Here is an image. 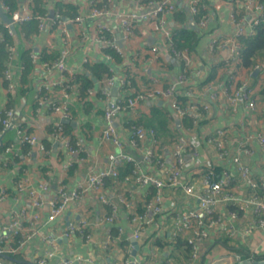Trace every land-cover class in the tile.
Instances as JSON below:
<instances>
[{
  "label": "crops",
  "instance_id": "0c3cea01",
  "mask_svg": "<svg viewBox=\"0 0 264 264\" xmlns=\"http://www.w3.org/2000/svg\"><path fill=\"white\" fill-rule=\"evenodd\" d=\"M91 1L39 0L36 3L35 0H0V14L2 11L5 16L4 19L0 15V116H4L8 108L14 111V126L0 132V247H17V251L4 252L0 258L5 264H36L35 261L41 258L44 259V264H59L62 259L76 257L81 260L75 264H126L128 257L135 256L140 257L143 264H186L190 250L183 242L184 235H172L175 220L173 210L195 206L197 202L186 196L181 189L170 186L164 189V209L155 216L151 224L144 225L139 239L132 236V216L142 210V204L152 189L150 185L139 186L133 182L106 178L102 192L108 202H102L96 194L89 193L82 199L69 202L54 219H48L49 201L57 195L62 185L72 190L88 173L109 168V155L117 151L110 140L101 137L106 125V98L100 93L104 74L95 77L87 66L99 61L107 62L110 68L114 65L113 74L117 77V83L115 81L111 88V96L114 98L147 87L154 77H158L166 87L182 69L181 63L171 52L166 51V44L159 35L152 32L150 25L137 24L133 38L124 39L122 29L113 16L100 19L89 16ZM242 1L204 0L200 12L210 17L206 27H199L197 21L191 18L186 0L176 1L177 10L168 19V23L174 29V34L184 26L192 30L191 46L179 47L190 50L196 59V69L199 70L198 75L193 73L188 78L193 91L191 100L195 99L199 105L210 103V108L205 112L197 106L200 113L196 118H180L173 113L168 101L159 98L140 105L137 110L140 117L134 116L136 113L128 109L119 114L115 125L123 147L139 159L141 151L128 142L130 123L141 118L144 126L155 130V137L159 141L158 153L164 164L151 166L142 162L143 169L165 177L166 170L173 161V148L179 138H184L190 144L191 152L185 156L181 178L194 187H200L199 180L209 165L218 169V172L225 168L236 174V166L231 157L238 151V141L248 133H264V87L259 84L264 79V63L256 58L259 67L254 75L256 69L241 66V58L233 65L219 67L221 59L229 53L226 46L218 48L213 54L208 51L211 39L217 42L219 39L234 37L231 8L235 6L239 11ZM146 3L147 0H115L111 9L123 13L139 12L145 8ZM3 4L8 5L11 10L17 9L24 13L26 9L32 15L42 17L40 20L32 18L26 24H13V31L10 26H6L9 24L6 21L9 13L3 8ZM39 4L45 10L44 14L35 10V6L38 7ZM242 14L239 11L237 16ZM77 16H83L84 19L78 22L75 20ZM99 24L109 25L111 31L101 28ZM4 29H7L9 41L4 38ZM102 36L104 39L115 40L120 48L122 60L117 65L103 55L104 50L111 47H106L104 40H101ZM6 44L16 48L14 55H9ZM155 45L162 50L159 57L152 51ZM63 50L67 51V69L71 70L73 76L85 72L92 81L90 87L83 90L80 82H72L71 79L65 89L59 85L65 80V72L61 73L50 65L59 59ZM44 63H48V67ZM5 72L9 74L8 78L5 77ZM233 73L247 77L255 88L258 102L256 110L248 112L239 107L236 112H231L225 108L222 98L211 100L210 96L227 85L228 76ZM124 76L129 81L126 87L121 86L118 80ZM8 84L12 85L10 90ZM185 90L184 86L178 87L180 95ZM188 102L189 98H185L183 104L186 106ZM54 105H64L68 110V117H63L60 111L54 112ZM156 107L167 113L164 132L156 131L155 126L149 122L158 110ZM57 123L63 126L64 138L56 139L53 135ZM18 125L25 133L35 135L44 150L35 145H21L18 142ZM218 129L226 132L224 148L227 152L222 157L217 145L208 141L216 135ZM169 131L173 134L172 137ZM65 140H68V144ZM149 143L147 140L145 145ZM10 144H14L12 153V150H5ZM251 149L252 154L244 155L242 161L253 176L264 177V151L260 149L256 139L252 141ZM124 169L125 165L119 167L120 171ZM18 180L25 183L21 190L16 188ZM46 182L47 186L44 187ZM238 188L242 189L244 186L240 185ZM1 191H4L3 194ZM31 191L42 195L40 207L33 204ZM119 198L124 202H119ZM107 204L111 205V210ZM114 208L117 216L114 221L107 222L105 217ZM218 209L230 221L231 218L227 215L230 210L228 205L221 204ZM15 216H20L24 232L29 227L34 228V233L24 240L23 245L18 242L24 235H12L9 229L10 221ZM83 216L89 223L82 232L76 231L70 235L63 233L68 224L77 223ZM251 217V212L240 211L234 224L242 228ZM111 225L116 226L122 239L112 240L105 247L104 240L107 236L109 235L108 239L113 238L109 232ZM179 237L182 241L177 240ZM132 239L136 241L135 245ZM200 251L194 264H233L227 257L235 253L243 257L253 254L256 260L254 263L261 264L258 260L264 254V229L253 230L247 236L237 234L233 237L214 230L210 239L202 243Z\"/></svg>",
  "mask_w": 264,
  "mask_h": 264
},
{
  "label": "built area",
  "instance_id": "2783aa9c",
  "mask_svg": "<svg viewBox=\"0 0 264 264\" xmlns=\"http://www.w3.org/2000/svg\"><path fill=\"white\" fill-rule=\"evenodd\" d=\"M115 0H92L90 6V17L93 18H105L107 16H113L119 26L122 29L124 39L130 40L133 38L135 26L140 23H146L150 25L152 32L159 35L167 46L166 51L171 52L175 59L181 63L182 69L177 74L176 78L172 82H168V85L164 87L161 80L158 77H154L151 80V84L140 90L132 91L121 97L111 96V88L116 81L117 77L113 74V68H110L111 74L105 76L102 79V86L100 93L106 98V105L104 108V119L106 122L105 128L102 131V139L110 140L116 147L117 151L109 155L110 166L107 169H100L88 173L83 181L77 184L72 190H68L66 186L62 185L56 196L50 201V211L48 219L52 220L59 215L64 207L71 201L82 199L89 193L96 194L97 198L102 202H108L107 197L103 194V186L106 178L117 179L119 175V167L125 163H131L132 171L131 175H127L124 178L126 183L133 182L139 186L150 185L154 189V193L151 199L145 204L142 213H136L132 216L134 222V231L132 236L135 239L140 238V234L144 225L151 224L154 221L156 215L162 212L163 205V191L166 187H174L181 189L183 193L188 197H192L197 203L195 206H187L182 209H174L175 220L173 227V236L177 234L184 235L187 245L189 246V257L186 260V264H194L201 254V245L207 239L211 237V232L214 230H220L226 233L227 236L233 237L237 234L247 236L253 230L264 229V195L260 193L264 192V177H255L251 174L249 167L242 161L244 155H251V143L253 140H257L260 149L264 151V133L257 132L255 135L246 134L244 138L238 141V151L231 159L236 166V174L231 173L228 169L223 168L219 173L215 174L212 166H208L203 172L199 186L194 187L190 183L181 178L183 166L185 165V156L191 152L189 150L190 144L184 139L179 138L175 144L172 156L173 161L166 170L165 177H159L143 169L142 162L151 166L158 164L163 165L164 162L160 159L158 153V143L156 139L155 130L152 127H146L142 124H134L130 128L129 144L141 151V157L138 159L135 155L127 152L122 140L119 137L118 129L115 125V120L123 111L128 109L140 117L138 108L140 105L148 102L152 99H164L170 103V106L174 110L173 113L180 118L186 116H193L196 118L200 113L197 106H200L203 111H208L210 103L198 104L195 99L191 100L193 91L191 90L192 84L188 78L190 75H198L199 70L196 69V59L187 47H179L174 41V29L169 26L168 19L176 12L177 0H147L146 6L143 10L121 12L111 9L112 3ZM125 1V0H122ZM188 13L194 21H197L199 27H206L210 19L204 13L200 12L201 6L204 5V0H186ZM243 14L238 17V9L234 6L231 8V23L234 27V37H228L224 39L210 40L208 44V51L210 54L215 53L218 48L226 46L229 49V53L226 57L221 59L219 67H225L233 65L240 58V43L236 42L238 37L243 35H250L253 33L254 26L260 21H264V6L257 0H243L241 3ZM3 8L9 13L11 22L6 24H23L32 18L40 20L42 16L32 15L25 9L24 13H20L15 10H11L8 5L3 4ZM59 17V16H58ZM83 16L75 17V20L81 22ZM74 20V19H73ZM99 26L105 30H110L109 25L99 24ZM111 31V30H110ZM106 47L115 49L118 53L121 52L120 48L116 45L113 39H104ZM3 40V36H1ZM235 39V41H234ZM104 45V46H105ZM105 47V48H106ZM6 49L10 56L14 55L16 48L13 45H7ZM154 55L159 57L162 55V50L155 45L152 47ZM66 50H63L59 56V59L55 61L50 67L58 69L61 73H64L65 80L61 81L59 85L62 89H65L73 76L71 70H68L65 66ZM107 60H111L112 57L108 53H103ZM35 56V55H33ZM48 67V63H44ZM259 65L255 64L254 69ZM68 72V73H67ZM5 77L8 78L9 74L5 72ZM121 82V86L126 87L129 81L126 76L118 79ZM228 84L222 85L217 93L212 94L211 100L216 101L222 98L224 106L231 112H236L239 107H242L245 111L251 112L258 108V102L256 100L255 88L247 80V77L241 76L237 73H233L228 76ZM264 87V79L259 83ZM184 86L186 90L183 95L178 93V87ZM259 86V85H258ZM12 87L8 84V90ZM189 98L188 105H184L181 98ZM194 98V97H193ZM42 102V100H40ZM54 112H61L63 117H68L69 113L64 105H54ZM264 113V105L262 107ZM14 111L12 108L5 110V115L0 116L1 130L12 128ZM17 131L19 134L18 142L21 145L30 144L35 145L44 150L43 145L38 141V138L33 134L25 133V131L18 125ZM56 139L64 138L63 126L60 123L56 124V129L53 131ZM226 132L224 129H218L216 135L209 138L210 143H214L220 149V156H224L227 150L224 148V137ZM149 140V145H145ZM67 143L68 140H65ZM195 144V141H192ZM191 143V142H190ZM68 144V143H67ZM192 144V143H191ZM14 144H10L5 148L6 151H11ZM13 150L11 151V153ZM24 181H16V188L21 190L24 186ZM244 186V188H238V186ZM44 187L47 186V182L44 183ZM4 191H1L3 194ZM30 198L36 207H40L42 204V195L30 192ZM119 202L123 203V199L119 198ZM221 204L236 205L241 211H247L252 213V217L246 222V224L239 228L234 224V220L238 219V212L235 210H229L227 215L231 218L230 221L221 215L218 207ZM174 207V204H172ZM24 214V212H22ZM116 208H114L110 215L106 216L107 222H112L116 218ZM88 219L83 216L77 223H70L65 227L63 233L70 235L76 231L82 232L88 225ZM9 229L12 235L22 234L24 238L18 242L19 245H23L24 240L30 238L34 233V228L29 227L24 232V227L20 216H15L9 224ZM104 240V246H108L111 239ZM17 247L8 245L7 248L0 247V255L4 252H15ZM234 264H253L255 255L250 254L249 257L244 259L238 253L234 254ZM80 257L65 258L60 261L59 264H75L80 261ZM261 264H264V258L260 260ZM36 264H44V259H38ZM126 264H143L140 257H128ZM0 264H5L0 258ZM106 264V263H100Z\"/></svg>",
  "mask_w": 264,
  "mask_h": 264
},
{
  "label": "trees",
  "instance_id": "16d2710c",
  "mask_svg": "<svg viewBox=\"0 0 264 264\" xmlns=\"http://www.w3.org/2000/svg\"><path fill=\"white\" fill-rule=\"evenodd\" d=\"M36 3H39V0H35ZM258 2L262 3L264 6V0H257ZM35 10H37L39 13L44 14L45 10L43 8H41L40 4L35 6ZM31 22V21H30ZM29 22V23H30ZM28 23V22H27ZM26 24V23H25ZM24 24V25H25ZM23 25V27H24ZM7 29H4L5 33L4 34V38L6 41H9V35L6 34ZM192 30L188 27V26H184L182 27L179 31H177L174 34V41L178 46H182V45H187V46H191L190 41L192 38V34H191ZM239 39V43H240V61H241V66L247 67V68H253L256 64V58H258L259 60H261L264 63V21H260L258 24H256L254 26L253 29V33L250 35H243L238 37ZM189 41V42H188ZM105 53H108L109 55H111L112 57V63L117 65L119 62H121V56L120 54L115 51L112 48H106L104 50ZM87 69L95 76V77H101L104 74L105 76H108L111 74L110 71V67L109 64L105 61H99L96 64L87 66ZM103 78V77H102ZM132 79V78H131ZM72 82H77V83H81V89L85 90L86 88L90 87L92 84V81L90 80L89 76L84 72L81 74H76L71 78ZM263 87V86H262ZM264 91V89H263ZM182 102H185V98L182 97L181 98ZM155 109H158L157 111L154 112L153 117L149 120L150 124H153L156 128V131H161L163 130V132L166 130L165 129V124L167 122V118H166V114L159 108L156 107ZM163 112V113H162ZM143 120L140 118L137 121H134V123H130V127L134 124H142ZM143 125V124H142ZM158 129V130H157ZM170 136L172 137L173 134L169 131ZM125 169L123 171L119 170V175L117 180L118 181H124L125 176L127 175H131V171H132V165L131 163H125ZM215 174L219 173L218 169L214 168ZM154 193V189L152 187L149 195L146 197V200L143 202L142 204V210L138 211V213H142L144 210V206L145 204L151 199L152 195ZM261 195H264L263 193H260ZM107 206H111L110 204H107ZM228 208L230 210H235L238 213L241 211L238 206L236 205H228ZM111 210V207H110ZM110 235L113 236L112 240H120L122 239V234H120L116 228V226L111 225L110 226ZM178 237V236H177ZM176 238V237H174ZM177 240L182 241L179 238H177ZM186 241V240H185ZM184 242V244L188 247L187 243ZM2 257V255L0 256ZM5 257L3 256V259ZM246 258V256L244 257ZM260 258H264V254L260 255Z\"/></svg>",
  "mask_w": 264,
  "mask_h": 264
},
{
  "label": "water",
  "instance_id": "95a60500",
  "mask_svg": "<svg viewBox=\"0 0 264 264\" xmlns=\"http://www.w3.org/2000/svg\"><path fill=\"white\" fill-rule=\"evenodd\" d=\"M4 19H5V16H3L2 15V11H1V14H0ZM6 21H8V22H11V19L7 16L6 17ZM10 28L14 31V25L13 24H10ZM120 46H122L121 45V42H117ZM257 69L254 71V75L257 73ZM115 83H117V81L115 82ZM139 159V158H138ZM132 243L135 245V243H136V241L134 240V239H132ZM133 254H135V249H134V252H133ZM227 258H229L232 262H233V264H234V262H235V256H234V254H232V255H228V257ZM245 264H248V262H245ZM253 264H255V263H253Z\"/></svg>",
  "mask_w": 264,
  "mask_h": 264
},
{
  "label": "rangeland",
  "instance_id": "374dc122",
  "mask_svg": "<svg viewBox=\"0 0 264 264\" xmlns=\"http://www.w3.org/2000/svg\"><path fill=\"white\" fill-rule=\"evenodd\" d=\"M112 67L115 68L114 65H112ZM228 250H229V249H228Z\"/></svg>",
  "mask_w": 264,
  "mask_h": 264
}]
</instances>
